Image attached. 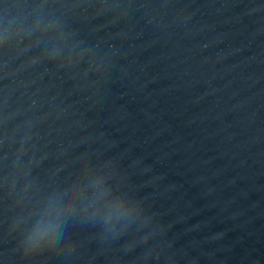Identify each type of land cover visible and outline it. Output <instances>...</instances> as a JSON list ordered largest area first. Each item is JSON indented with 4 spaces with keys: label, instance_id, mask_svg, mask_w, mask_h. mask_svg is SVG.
I'll use <instances>...</instances> for the list:
<instances>
[{
    "label": "water",
    "instance_id": "water-1",
    "mask_svg": "<svg viewBox=\"0 0 264 264\" xmlns=\"http://www.w3.org/2000/svg\"><path fill=\"white\" fill-rule=\"evenodd\" d=\"M0 264H264V0H0Z\"/></svg>",
    "mask_w": 264,
    "mask_h": 264
}]
</instances>
